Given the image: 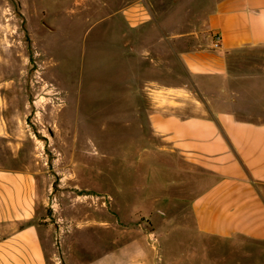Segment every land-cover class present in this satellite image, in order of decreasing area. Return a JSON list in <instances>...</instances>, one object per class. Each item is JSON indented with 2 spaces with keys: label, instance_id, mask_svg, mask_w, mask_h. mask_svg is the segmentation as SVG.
<instances>
[{
  "label": "rangeland",
  "instance_id": "374dc122",
  "mask_svg": "<svg viewBox=\"0 0 264 264\" xmlns=\"http://www.w3.org/2000/svg\"><path fill=\"white\" fill-rule=\"evenodd\" d=\"M129 1L0 0V164L38 175L48 264H264V244L185 231L193 188L168 184L149 126L157 84L203 111L177 35L211 0H145L154 21L135 30L114 13ZM228 88V109L264 123V46L231 56Z\"/></svg>",
  "mask_w": 264,
  "mask_h": 264
},
{
  "label": "crops",
  "instance_id": "0c3cea01",
  "mask_svg": "<svg viewBox=\"0 0 264 264\" xmlns=\"http://www.w3.org/2000/svg\"><path fill=\"white\" fill-rule=\"evenodd\" d=\"M114 13L132 30L154 21L145 0H130ZM214 33L220 34L216 48ZM177 38L193 41L176 54L185 73L199 82L203 111L183 113L191 98L185 84H157L150 88L148 120L167 158L161 165L177 174L168 184L193 188L187 207L192 223L185 231L197 239L264 244V123L228 109L231 56L264 46V0H211L196 30ZM43 210L36 171L0 164V264H48L39 224Z\"/></svg>",
  "mask_w": 264,
  "mask_h": 264
},
{
  "label": "built area",
  "instance_id": "2783aa9c",
  "mask_svg": "<svg viewBox=\"0 0 264 264\" xmlns=\"http://www.w3.org/2000/svg\"><path fill=\"white\" fill-rule=\"evenodd\" d=\"M212 37H213L212 47L216 48L220 45V34L214 33Z\"/></svg>",
  "mask_w": 264,
  "mask_h": 264
}]
</instances>
